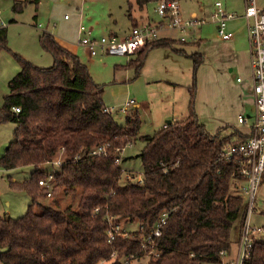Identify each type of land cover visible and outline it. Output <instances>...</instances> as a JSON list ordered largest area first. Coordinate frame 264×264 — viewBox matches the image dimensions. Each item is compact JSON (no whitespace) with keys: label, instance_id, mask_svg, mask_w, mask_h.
Instances as JSON below:
<instances>
[{"label":"trees","instance_id":"16d2710c","mask_svg":"<svg viewBox=\"0 0 264 264\" xmlns=\"http://www.w3.org/2000/svg\"><path fill=\"white\" fill-rule=\"evenodd\" d=\"M158 1L126 0L131 28L138 25L131 15L134 7L141 12ZM26 2L13 0L12 10L20 12ZM30 3L37 9L39 0ZM38 39L52 65L42 68L19 58L20 69L8 81L0 108V123L15 125L0 168H33L28 179L9 181L30 203L21 218L0 214V262L132 264L148 256L146 264H222L232 247L233 229L242 228L247 206L237 190L244 183L238 165L220 158V153L247 137L233 128L209 134L194 112L192 94L184 119L142 138V182L126 180L121 185L122 169L116 160L138 136L137 110L118 125L104 111L103 86L87 66L52 34L43 31ZM170 42L159 38L147 43L126 67L139 73L149 50ZM1 48H6L4 27ZM191 57L198 67L199 56ZM99 147L105 148L104 155L92 153ZM61 150L64 161L55 170L50 193L53 198L59 193L70 197L75 207L61 208L55 199L45 204L49 189L38 184L46 180L50 162ZM162 213L167 217L160 235L149 242ZM122 219L137 221L138 231L115 233L110 239V224ZM244 264H264V239L253 243Z\"/></svg>","mask_w":264,"mask_h":264},{"label":"rangeland","instance_id":"374dc122","mask_svg":"<svg viewBox=\"0 0 264 264\" xmlns=\"http://www.w3.org/2000/svg\"><path fill=\"white\" fill-rule=\"evenodd\" d=\"M216 2H220L228 14H244V0H179V7L185 19L196 18L204 22L200 28H191L183 33L185 44H179L181 48L185 49L186 54L179 52V49L172 50L170 47L154 48L148 52L139 73L133 68L126 67L132 59V55L125 57L99 56L89 61L90 74L97 84L103 86V103L105 108H110L109 113L114 121L120 126L124 125L126 117L135 110H137L141 121L137 138L124 148L118 163L122 169L121 185L128 180L126 179L127 175H131L134 179L142 177V163L138 157L145 144L142 138L153 135L168 121L175 118L184 119L189 111L192 94L194 95L193 108L196 113V105H199L196 83L201 70L194 66L193 59L190 58L193 54L190 49L193 48L192 52H194L197 50L196 45L201 46L219 38L217 25L213 19ZM12 5L13 0H0V21L6 28V48L0 49V108L3 106V98L8 94V81L20 69L19 58L42 68L50 67L53 63L51 55L42 49L38 39L41 29L39 30L35 26L36 22L33 19L36 14L35 5L26 2L20 12H14ZM256 6L264 10V0H256ZM154 8V4L151 3L143 12L137 11L134 7L132 13L136 17L148 13L149 17L154 19L151 22H156L158 17L154 14ZM38 10H40L39 15L47 18L49 23L47 31L58 36L70 46L77 44L80 25L91 28L96 37L106 36L111 32L119 38L128 34L131 27L126 12V0H42ZM191 12H195L197 17L190 18ZM64 16L69 17V20L64 21ZM39 23L44 25L42 22L37 24ZM237 38L239 43L247 45L249 51L245 31H242ZM216 46L220 47V44ZM77 48L80 57L83 60L88 59L85 49ZM228 76L233 82L236 78H241L238 73L228 74ZM128 100H133L138 105L137 109L132 105L127 111L121 112L120 109ZM248 114L250 119L247 122H251L254 114L251 105L248 107ZM201 120L203 121V119ZM14 127L15 125L11 122L0 123V158L13 139ZM238 127L242 128L243 126L238 125ZM212 128H206V130L212 132ZM229 131L231 130L223 133H229ZM47 168L49 169V167ZM32 170L31 166L11 171L0 168L1 215L17 219L26 213L30 203L29 197L10 187L9 181L26 180ZM262 177L261 185L256 193L254 211L249 218V225L264 230V174ZM53 199L59 202L61 208L69 204L73 207L76 206L74 200L62 193H59L55 198L53 196L47 198L44 203L49 205ZM110 226L114 227L119 234H127L139 229L137 221H125L124 219L117 221L116 225L110 224ZM240 233L241 231L238 232L237 227L233 229V253L235 250L237 251ZM258 237L264 239V232H261ZM148 258L145 256L140 260H134L132 264H146ZM0 264L2 263L0 262ZM222 264H226V262L223 261Z\"/></svg>","mask_w":264,"mask_h":264},{"label":"built area","instance_id":"2783aa9c","mask_svg":"<svg viewBox=\"0 0 264 264\" xmlns=\"http://www.w3.org/2000/svg\"><path fill=\"white\" fill-rule=\"evenodd\" d=\"M215 12L213 14L214 22L217 25V34L223 41L231 39V33L227 32L226 26L229 20L234 18L233 14H228L220 2L215 3ZM155 13L158 21H142L137 26L131 28L129 34L119 39L115 35L101 36L98 39L91 38L90 31L81 26L79 32L82 34L79 44L86 47L91 56H119L125 57L145 50L147 43L157 40L163 31H177L180 33V41H184L183 33L191 28H197L204 22L196 18L182 19L179 12L178 1L160 0L156 3ZM67 18V17H65ZM245 28L249 44L250 67L252 76V92L254 96V114L251 123V131L246 141L238 145H228L223 148L220 158L236 163L239 167V173L243 177L244 183L240 186V192L246 201V216L241 228L238 239L237 252L233 261L229 264H244L249 257L250 249L255 241L259 239L258 235L264 232L261 228L250 227L249 218L254 211L256 193L264 174V12L256 6V0H244ZM3 27L0 21V29ZM37 27L44 30L41 23ZM134 103L133 100L127 101L120 109L125 112L129 106ZM18 113L19 109L14 108ZM112 110H114L112 108ZM105 112L110 109L104 108ZM245 119L239 117L238 122L243 123ZM104 147L95 149L92 153L104 155ZM64 152L61 150L59 155L51 162V169L46 180H40L38 184L47 187L51 197V182L55 170L63 163ZM119 163V160H116ZM126 179L141 183V179H134L127 175ZM167 213H162L158 223L147 241L152 242V237L160 235V228L165 223ZM117 233L114 227L109 232V238ZM224 255V252L221 253Z\"/></svg>","mask_w":264,"mask_h":264},{"label":"crops","instance_id":"0c3cea01","mask_svg":"<svg viewBox=\"0 0 264 264\" xmlns=\"http://www.w3.org/2000/svg\"><path fill=\"white\" fill-rule=\"evenodd\" d=\"M41 1L42 0H39L37 9H35L36 19L34 20V22H36L35 24L36 27L38 22H42L44 24L45 29L44 30L39 29V30L41 32L43 31L48 32L47 29L49 23L46 20L47 18H43L42 15H39L40 10H38V8L39 5H41ZM28 3H30V0H28ZM153 4L156 7V4L155 3ZM262 11L264 12V10ZM179 12H180V17L182 19H185L184 18L185 16H183L180 7H179ZM154 14L156 15L155 8H154ZM131 15L132 18L136 20L137 23L146 20L148 21L154 20L149 17L148 13L138 15V17H136L133 13ZM233 15L234 18L229 20L226 26L227 32L231 33L232 35L230 40L223 41L222 39L218 38L216 40L206 42L201 46L196 45L197 50H195L194 52H192L194 50L193 48L190 49L191 53L197 54L199 56L200 64L198 65V67L201 70V72L198 73V78L196 83L197 93H199L198 94L199 105L198 106L196 105V115L198 121L200 122V124L204 125V127L206 126V128L208 129L213 127L212 132H209V134L211 135H214L220 129L227 130L228 128H233L241 132L246 137H248L251 131V123L253 118L252 116L251 122L249 121L247 122V120L250 119V116L248 114L249 105L252 106L254 112V96L252 92L250 55H249V51L247 50V45H243L239 43L237 38L242 31H245L246 33L243 15H236V14ZM65 17L67 16H64L63 20L68 21L69 17L68 18ZM191 17L192 18L197 17V14L195 12H191L190 18ZM81 26L82 25H80L79 28ZM200 26L197 28H200ZM131 27L128 30V34L131 30ZM79 28H78V41L77 44L73 46L64 43L63 40H61V38H59L58 36H54L53 34L52 35L63 48H65L67 51L71 52L72 54L76 55L79 58V60L82 63H84L88 68L90 63L89 61H91L92 58H96L99 56L103 57L105 55L99 54L96 56H91L87 48L79 44V40L82 36V34L79 32ZM85 29L90 31L91 38H96V39L99 38L94 35L91 28L85 27ZM128 34H126L123 38H125ZM108 35H115L117 38H119L115 33L110 32V34ZM180 36H181L180 33H178L177 31L166 30L161 33L160 38L171 41L170 46L167 47L172 48V50L179 49V52L186 54L185 49L180 47V44L183 43L185 44V41H180ZM123 38H119V39H123ZM246 38H247V33H246ZM199 42H201V40H199ZM217 44H220V47H217L216 46ZM77 47H82L83 49H85L88 59L83 60L80 57L79 50ZM159 47H165V46H159ZM154 48H151L149 51H152V49ZM131 57L133 58V56ZM232 73L240 74L241 78H236L234 82L231 81L229 79L228 74L231 75ZM132 105H134L135 108L137 109L138 105L135 102ZM129 107L127 108V110L129 109ZM239 117H243L245 121L243 123H239L238 122ZM201 119H203L204 122ZM176 121H179V119L175 118L171 121H168L163 125V127H165V125L168 123H173ZM238 125H241L243 127L240 128L238 127ZM241 185H239L237 188L240 194H241L240 192ZM236 252L237 251L235 250V252L233 253V247H231L229 254L223 259V261L226 262L227 264L228 262L233 260L236 256ZM226 260L229 261L227 262Z\"/></svg>","mask_w":264,"mask_h":264}]
</instances>
